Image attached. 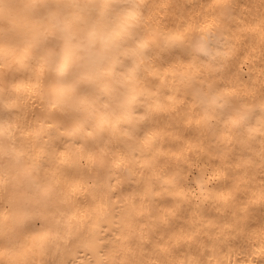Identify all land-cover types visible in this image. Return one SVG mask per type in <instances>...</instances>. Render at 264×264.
<instances>
[{"label": "snow or ice", "instance_id": "6c2138e0", "mask_svg": "<svg viewBox=\"0 0 264 264\" xmlns=\"http://www.w3.org/2000/svg\"><path fill=\"white\" fill-rule=\"evenodd\" d=\"M100 7L97 0H22L18 4L0 0V201L6 202L0 214L4 220L0 264H63L57 259L56 244L41 243L47 221L56 224L57 239L62 230L67 234L66 244H71L72 233L79 232L81 244L90 246L97 255L95 264H140L134 251L142 252L146 239L155 245L154 251L163 245L165 264H213L217 246L226 244L228 237L223 232L209 235L207 240L189 236L187 228L174 222L180 214L167 205L188 204L191 211V200L196 199L204 200L207 207V193L211 206L219 210V197L223 195L219 185L228 184L227 177L222 180L220 176L225 170L221 161L235 159L232 145L223 149L209 146L205 151L203 138L192 137L193 118L188 115L187 100L169 96V109L158 98L154 103L145 99L148 90L139 89V82L147 77L140 73H152L159 80L154 66H137L131 81L127 72H122L118 90L106 83L109 77L103 71L105 62L111 63L112 79H116L115 66L125 68L121 53L130 45L135 46L133 50L142 60H151L155 55L161 63L167 62L182 47L180 34L187 21L176 25L175 21L161 20L151 16L147 5L109 3L105 7H130L132 11L106 34L94 27L93 13ZM234 7L225 6L224 15L213 18L216 30L210 29L207 37L202 35L193 48L183 49V54L191 57L194 51L201 52L212 63H220V58H227L229 52L235 54L231 40L237 32L243 33V20L237 22ZM15 9L23 12L24 23H17ZM169 24L174 25L172 30L161 31ZM74 26H79L80 31L74 32ZM146 36L152 40L147 41ZM98 49L113 54L98 57ZM239 55H244L243 51ZM69 65L78 69L71 80L66 71ZM185 83L191 87L193 102H199L206 115L219 104V98L209 96L203 86ZM96 105H100L99 111L108 124L106 133L95 119ZM37 107L44 113L47 131L34 138L32 124ZM137 110L142 115L133 119ZM169 110L174 113L175 123L162 129L159 114ZM208 127L211 131L216 125ZM236 128L246 130L251 142L242 143L253 153L249 161L257 162L258 157L264 171V110L244 114L236 121ZM117 130L130 143L122 145L116 137ZM165 133L173 135L175 142L170 146L172 162L161 166L157 145ZM193 139L196 145L191 143ZM102 143L112 147L105 151L100 147ZM94 149L99 152L93 164ZM113 149L120 153L119 157L112 155ZM126 153L131 154L138 168L128 163ZM137 153H146L148 159L141 163L143 155L137 157ZM64 166L76 169L74 177L71 171L67 173L68 192L54 174L50 175L51 168L59 173ZM118 166L120 172L114 175ZM146 171L147 182L135 180L141 187L125 192V175L134 177L138 172L143 178ZM25 178L28 192L24 189ZM157 181L161 182V191H157ZM76 183L80 185L78 190ZM165 185L171 187L166 189ZM32 186L43 193V199L30 198ZM149 193L153 195L151 201ZM165 193L168 200L156 199ZM138 198L140 207L136 208ZM121 201L130 202L133 210L126 211ZM224 203L231 205L226 216L232 215L236 221L232 239L255 246V230L247 231L251 225L241 228L239 224L249 211L242 198L232 197L229 192ZM64 205L70 207L65 209ZM259 251L264 257V239L260 240ZM181 254L184 258L178 260ZM156 264H160L158 259ZM215 264L221 262L217 260Z\"/></svg>", "mask_w": 264, "mask_h": 264}, {"label": "bare ground", "instance_id": "6f19581e", "mask_svg": "<svg viewBox=\"0 0 264 264\" xmlns=\"http://www.w3.org/2000/svg\"><path fill=\"white\" fill-rule=\"evenodd\" d=\"M13 3H21L22 0H11ZM101 7L93 13L94 27L98 32L110 34L114 28L117 27L119 21L126 17L132 9L121 8L113 10L105 7L109 3H121L131 5L138 3L147 5L150 9L151 16H159L161 20L167 19L175 21V24H184L186 26L181 30V49L173 54V58L165 63L153 55L151 60H142L140 56L133 50L134 45L123 49L121 53V62L125 65L121 69L119 65L115 66V77L113 76V65L105 62L103 71L108 75L110 83L115 89H119V77L122 72H127L128 80L131 81L136 75L137 66L144 65L154 66L158 71L159 80H156L154 74L141 72V77H147L145 81L143 78L139 82V89H147L145 99L150 102H155L158 98L163 101L168 108L172 107L168 100L169 96L177 99L183 98L188 101V115L192 117V137H202L204 140V150L210 146L212 148L220 147L226 148L229 144L232 145V152L235 159L221 161L224 164V171L220 173L221 179L227 177V186L221 183L219 191L223 194L219 197L221 207L216 210L211 206V198L207 193L204 194L209 205L205 207L204 200H191V211L188 210L189 205L184 204L183 207H177L175 204H168L167 207L175 208L180 215L174 220L178 225H181L189 230V236L199 235L202 239L207 240L209 235H216L223 232L228 237V242L223 245H218L213 255V264L215 261H220L221 264H255L258 261H264L261 256L260 240L264 239V171L261 170L257 162H250L249 157L253 155L251 151L245 146L242 141L250 143L247 132L241 128L237 130L236 121L241 120L244 114L259 112L264 110V0H97ZM234 5V14L237 16V22L243 20L241 28L243 33L239 32L232 38L231 43L235 47V54L229 52L227 58L221 57L220 63H212L210 57H206L201 52H193L191 57L183 54V49L193 48L194 44L200 40L201 36L207 37L209 30H216L213 24L214 17H222L225 12V6ZM169 6V7H165ZM163 9V10H162ZM13 16L16 18L18 24L25 22L24 14L21 10H13ZM147 16V13H146ZM205 19L207 23H205ZM157 26L154 24L153 28ZM174 27L169 24L168 29L161 28V31H169ZM203 30V31H201ZM74 32H79V26H74ZM147 41H151V36H146ZM243 51L244 55H239ZM98 57L103 55L111 56V51L105 53L102 49H98L95 53ZM88 55V53H83ZM68 79L71 80L77 68L69 65L66 69ZM185 81L195 83L197 86H203L204 90L209 96L215 95L219 98V104L213 106L211 112L207 115L199 102H193L194 98L191 96V87ZM163 82V83H161ZM131 84L129 88L131 90ZM177 107H183L182 104H177ZM97 112L95 119L97 123L107 132L108 124L104 119L103 114L99 111L100 105H96ZM155 111V109H154ZM35 119L33 120V128L35 129L34 138L41 135L47 128L43 126L44 113L41 112L40 107L35 109ZM142 115L140 110H137L135 117ZM161 128H165L175 123L174 113L169 111L161 112L160 114ZM221 116L224 121L221 122ZM256 121H253L255 124ZM214 124L216 128L209 130L208 125ZM112 125L115 127V119H112ZM187 126V122H185ZM116 137L120 139L122 145L130 143L122 132L117 130ZM70 139L68 137L65 138ZM39 143V140H36ZM173 135L163 134L159 138L157 148L159 149V158L161 166L172 162V151L170 146L174 143ZM114 143V142H113ZM196 145V139L191 141ZM89 146L90 141H89ZM101 148L107 151L112 145L101 144ZM99 149L93 150L92 163H95L96 155ZM187 155L188 153L185 152ZM112 155L119 157L120 153L113 149ZM128 163L134 167H139L132 160L131 154L126 153ZM137 157L143 155L140 161L144 163L148 159V155L137 153ZM214 155V154H213ZM111 158V156L109 157ZM63 159V158H61ZM87 161L85 166H87ZM71 171L72 176L76 175V169H69L67 166L61 168L59 173L53 167L50 169V175L56 176V181L60 183L62 188L68 192L69 180L66 178L67 173ZM119 166L114 170V175L119 174ZM43 174H41L42 176ZM149 176L147 171L143 178L137 172L135 176L125 175V192H132L137 190L141 185H137L135 180L143 179L147 182ZM75 183V181H72ZM113 179V183H114ZM160 181H157V191H161ZM79 184L76 183V189H79ZM171 185H165V188H170ZM24 189L29 191L28 178H25ZM87 190V189H86ZM229 192L232 197H241L244 206L248 208V215L239 220L241 228L245 225H251L247 231L255 230L256 235L255 246L244 244L243 241L233 240L232 236L236 232V221L232 215L226 216V209L231 205L225 204L224 200L228 197ZM216 195V193H213ZM43 199V193L35 186L30 190V198ZM151 201L153 195L148 194ZM191 198V197H190ZM80 199H83L81 194ZM158 200H168L169 197L165 193L161 197H156ZM121 206L126 210H133L132 205L128 201H121ZM6 202L0 201V214L5 210ZM70 205H64L67 209ZM136 208L140 207V200L137 199ZM83 215V213H81ZM225 217L227 222H225ZM38 219L40 217H37ZM73 220V223H76ZM48 228L45 230V239L41 243L56 244L59 248L57 259L63 261V264H95L98 259L96 253L92 248L86 244H81L79 232L71 234V244H66L65 241L68 236L63 230L61 236L57 239L56 224L47 221ZM81 227L84 224L81 223ZM101 228L105 225H101ZM4 220L0 216V248L3 244ZM103 235V233H101ZM149 237L152 233L149 231ZM110 238V234L105 236ZM164 243H168L167 240ZM173 246L174 242H173ZM155 245L145 240L143 251H134L135 259L140 264H156L157 259L160 264H165L166 257L163 253V245L154 251ZM243 249V251H241ZM55 250V249H54ZM249 253H251L249 255ZM49 258V257H45ZM183 255H178L177 259H183Z\"/></svg>", "mask_w": 264, "mask_h": 264}]
</instances>
